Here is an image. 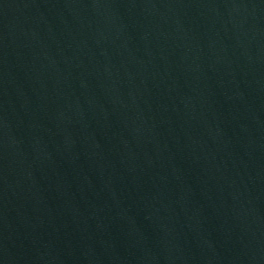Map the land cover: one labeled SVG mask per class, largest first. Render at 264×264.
I'll return each instance as SVG.
<instances>
[{
  "label": "water",
  "instance_id": "1",
  "mask_svg": "<svg viewBox=\"0 0 264 264\" xmlns=\"http://www.w3.org/2000/svg\"><path fill=\"white\" fill-rule=\"evenodd\" d=\"M0 264H264V0H0Z\"/></svg>",
  "mask_w": 264,
  "mask_h": 264
}]
</instances>
